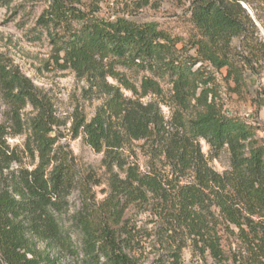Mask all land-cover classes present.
Wrapping results in <instances>:
<instances>
[{"label":"trees","instance_id":"1","mask_svg":"<svg viewBox=\"0 0 264 264\" xmlns=\"http://www.w3.org/2000/svg\"><path fill=\"white\" fill-rule=\"evenodd\" d=\"M7 1L0 0V4ZM96 1L50 0L36 23L46 31L55 64L71 69L91 89L106 95L88 120L82 114L75 116L71 131L74 137L81 134L83 142L95 151L103 152L101 161L110 193L97 204L87 199L90 193L86 176L52 134L57 117L51 102L29 78L0 59V86L11 107L15 128L12 135L23 132L20 110L31 105L36 114L29 119L24 147L38 159L32 168L10 169L13 162L20 161V150L6 143L3 135L7 131L0 125L2 264H53V259L42 257L34 248V239L78 255L59 222L66 197L77 180L85 211L76 218L83 233L79 264H100V257L105 258V264H137L122 249L115 226L128 202L147 204L148 192L159 194L167 202V206L161 204L158 214L168 228H182L192 236L195 246L200 243L201 254L208 249L217 262L226 264L219 243L221 236L217 234L222 216L224 222L237 228L234 232L225 225L238 240L237 247L251 251L252 261L264 258V223L249 219L252 215L264 219V145L257 142L253 125L222 112L210 85L212 75L201 64L195 67L202 61L217 69L225 67L226 78L234 83L233 91H238L245 85L244 70H254L256 64H261L264 41L254 35L253 23L240 0H192L189 20L196 32L180 46L181 39L155 21L100 16ZM232 38L237 39L238 46L230 45ZM192 48L195 53L190 54ZM119 68L148 70L171 84L173 99L180 107L172 114L177 133L164 138L159 129L163 120L159 109L151 102L125 95L107 78L139 97L148 93L161 95L160 83L153 77H143L138 89ZM190 105L197 108L185 118L180 110L187 111ZM151 136L159 138L160 152L177 177L168 193L156 174H141L120 151L132 140ZM198 139H204L216 152L226 146L230 169L218 173L208 167ZM113 167L124 176L113 172ZM186 170L193 172V181L180 185L179 176ZM241 210L247 213L251 235L239 220ZM257 228L261 237L257 236ZM256 239L260 245H255ZM236 253L231 254L233 264H242Z\"/></svg>","mask_w":264,"mask_h":264},{"label":"rangeland","instance_id":"2","mask_svg":"<svg viewBox=\"0 0 264 264\" xmlns=\"http://www.w3.org/2000/svg\"><path fill=\"white\" fill-rule=\"evenodd\" d=\"M81 1L91 2L94 0ZM49 2L50 0H8L6 3L0 4V59L8 66L17 68L32 81L37 90L49 99L57 117V124L53 126L52 134L57 136L60 148L71 153L82 176H86V186L90 193L87 199L97 204L108 197L110 193L105 166L101 161L103 152H97L84 143L81 134L74 137L71 126L77 115L82 114L88 120L103 104L106 95L91 89L88 83L77 77L71 69H61L55 64L54 52L46 31L36 23L37 17ZM191 2L192 0L96 1L97 14L100 16L108 18L125 16L137 22L155 21L169 34L181 39L182 42L178 46L188 41L189 37L196 32L189 20ZM240 5L253 23L254 35L259 41H264V0H240ZM230 45L238 46L239 43L237 39L232 38ZM189 53H195V48L190 49ZM199 64L213 77L210 85L216 92V101L221 106L222 112L226 115L238 116L253 125L256 129L257 142L264 145V57L260 65L254 66L255 71L244 70L245 85L238 91H233L234 83L231 79L226 78L225 67L217 69L208 61L199 62L195 67ZM119 70L138 89L143 77H153L160 83L161 95L148 93L139 97L123 90L115 80L107 78L108 82L119 87V90L125 95L137 98L144 103L151 102L159 109L163 119L159 129L163 131L164 138L177 133L172 114L180 107L173 99L171 84L167 83L165 79L153 76L148 70L124 68H119ZM191 105L187 111L180 110L183 117L188 118L194 114L197 107ZM35 114L36 110L31 105H26L21 109L20 117L24 121L23 132L12 135L15 128L10 116L11 107L0 86V125L7 131L3 137L10 147L15 146L20 150L18 151L20 161L13 162L10 169L32 168L37 163V156L35 154L30 156L24 147L26 136L29 133V119ZM158 141L160 140L156 136L132 140L120 151L127 162L138 167L141 174H156L161 181L162 189L168 193L171 191V182H174L177 177L172 172L166 157L160 152L161 146ZM197 142L208 167L218 173L230 169V153L226 146L216 152L204 139H198ZM113 172L118 173L120 177L124 176L116 167H113ZM193 178V172L186 170L179 176L178 182L180 185L191 183ZM147 195V204L139 205L136 202H128L120 223L115 226L117 238L124 252L134 258L137 264H220L209 254L208 249L201 254L200 243L195 246L192 236H188L182 228L169 229L168 224H165L163 218L158 214L161 204L167 202L159 194L148 192ZM211 197L209 196L210 200H212ZM124 199L122 197V200ZM83 207L84 195L80 182L77 180L76 185L66 197L65 208L59 215V222L64 231L69 234L78 255H73L61 247L48 246L44 241L34 239L33 246L41 253L42 257L47 256L48 259H53V264L80 263L83 233L76 218L80 213L85 212ZM239 216L240 222L251 235L252 230L248 228L247 213L241 210ZM249 219L253 222L264 223V219L257 215H252ZM219 220L221 224L218 225L217 234L221 236L219 243L226 264H233L231 254L234 251L237 252L236 255L242 264H264L263 257H257L256 261H252L251 251L244 247L242 249L237 247L239 246L238 240L229 234L230 232L226 230L225 226L228 224L230 230L236 232L237 228L233 224L224 222L222 216H219ZM256 231L257 236L261 237L260 229L257 228ZM254 242L255 245H260L259 239ZM104 261L105 258L100 257L99 263L105 264ZM0 264H2L1 260Z\"/></svg>","mask_w":264,"mask_h":264}]
</instances>
